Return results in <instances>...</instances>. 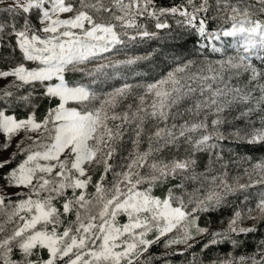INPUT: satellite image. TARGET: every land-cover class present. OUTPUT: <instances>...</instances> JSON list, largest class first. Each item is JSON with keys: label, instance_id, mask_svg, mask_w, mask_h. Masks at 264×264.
<instances>
[{"label": "snow or ice", "instance_id": "6c2138e0", "mask_svg": "<svg viewBox=\"0 0 264 264\" xmlns=\"http://www.w3.org/2000/svg\"><path fill=\"white\" fill-rule=\"evenodd\" d=\"M0 5L3 150L19 138L0 170L22 157L0 172V264H154V245L183 255L194 241L229 246L209 264H264V240L240 254L264 227V192L216 229L199 223L264 186V157H241V183L224 155L225 141L264 149V0ZM162 33L194 49L138 79L156 53L129 50Z\"/></svg>", "mask_w": 264, "mask_h": 264}, {"label": "trees", "instance_id": "16d2710c", "mask_svg": "<svg viewBox=\"0 0 264 264\" xmlns=\"http://www.w3.org/2000/svg\"><path fill=\"white\" fill-rule=\"evenodd\" d=\"M157 2L163 5H168L172 2V0H157ZM177 2H179V0H177ZM161 36L164 38L139 43L135 48L129 50L130 54H134V55H142L145 54L146 52H152V51L156 53L151 61H143L139 65L133 66L134 71L141 72L142 74H144L141 78L138 79H151L153 77H158L159 73L166 71L168 69V67L171 64V61L176 55H188V53L194 49L193 40L195 39V37H185L187 42L185 43L184 48L180 49V48H175V42L168 40L164 33H162ZM208 55L211 56L213 59L217 58L215 55L211 53H208ZM119 82L120 81H115L111 83L118 84ZM19 114L23 115L22 112ZM253 119H255L257 123L259 122V118L257 116L254 115ZM226 131H231V129H228ZM18 139L19 138L14 139L13 145L11 147V151L8 155H6L5 150H3L2 148L3 140L0 139V162L8 160L13 155V153L16 152V144L18 142ZM254 147L255 150H251V147L249 149H245L243 147L237 148V145L235 143H230L229 141H225L224 148L227 149V152H224L225 159H227L229 156H231L232 161L233 160L235 161V159H237L238 157L239 159H241V157L243 156H250L254 160L264 157V149H261L260 146L258 145ZM21 158L22 157L17 156L16 159L11 164H8L4 169L0 170V172H7L10 168L14 167L15 164L18 163ZM204 163H207L206 157L204 158ZM0 183H2V181H0ZM234 196L237 198V200L233 199ZM243 196L249 197L251 196V194H249V192L246 191V192H239L229 197L227 204L224 207H222L220 210L212 213L211 216L202 214L201 219L199 221L200 225L210 223L214 227V229L218 227L220 221H225L230 217V215L232 214L233 206L239 205L238 202L236 201H239ZM206 219L207 222L205 221ZM246 239H247V247L245 249H242L240 254H244V253L251 254L256 250L255 248L256 244L259 241L264 240V227L257 225V230L251 235H249ZM158 247L159 244L154 245L151 248V251L156 253L158 251ZM195 250H197V247H195ZM216 250H219L218 251L219 253L225 254L227 251L230 250V248L227 245L221 247L214 246L206 250L202 254L210 256ZM189 252L190 250H188L185 253L188 254Z\"/></svg>", "mask_w": 264, "mask_h": 264}, {"label": "rangeland", "instance_id": "374dc122", "mask_svg": "<svg viewBox=\"0 0 264 264\" xmlns=\"http://www.w3.org/2000/svg\"><path fill=\"white\" fill-rule=\"evenodd\" d=\"M2 6V5H0ZM123 57V56H122ZM121 57V58H122ZM228 132L230 131H225V134L227 135ZM0 139H2L4 141V137L0 136ZM14 139L11 141V147L13 145ZM11 147L7 148V150H5L6 155H8L11 151ZM224 152H227V149L224 148ZM230 162H229V168H228V175H229V179L232 180L235 177H240V182L241 183H246L248 181V177L244 175V169L246 167H248V165L242 161H240L241 159H239V157L237 159H235V161L231 159V156H229L227 158ZM226 159V160H227ZM219 167V166H217ZM221 171H223L221 169ZM10 191H15V189H11ZM247 192H249V194H251V196L247 197V201L246 203L248 204H254V202L259 198V195L261 192H264V186L261 185H256L252 188H250L249 190H247ZM254 198V199H252ZM233 199L237 198L234 196ZM235 200V201H236ZM245 201V196H243L238 202V204H241V202ZM228 219H226L224 222H226ZM207 222V219L205 220ZM221 222V221H220ZM248 224H251V222H248ZM209 225L212 229H214V227L209 223V224H204L201 226H206ZM218 227H220V224L218 225ZM216 227V228H218ZM215 228V229H216ZM198 239H202V238H198ZM195 244V247H197V250H195V247L192 248V250L190 249V252L188 254L184 253L183 255H178V254H173L176 253L178 248H183L182 245L180 246H176L173 247L172 249H165L163 244H159L158 247V251L156 253L152 252L150 249V254L157 258L154 261V264H191V261L193 259V255L195 254L198 258L203 259L204 264H209L210 259H214L216 256L219 255H224L222 253H219V250L214 251L210 256L208 255H203L201 253V246L202 244H196V242H193Z\"/></svg>", "mask_w": 264, "mask_h": 264}]
</instances>
